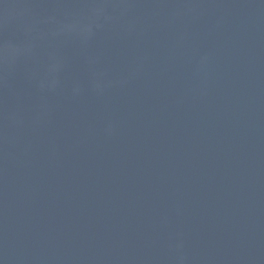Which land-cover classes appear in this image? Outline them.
Instances as JSON below:
<instances>
[{"label": "water", "instance_id": "95a60500", "mask_svg": "<svg viewBox=\"0 0 264 264\" xmlns=\"http://www.w3.org/2000/svg\"><path fill=\"white\" fill-rule=\"evenodd\" d=\"M0 264H264V0H0Z\"/></svg>", "mask_w": 264, "mask_h": 264}]
</instances>
